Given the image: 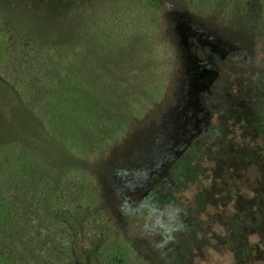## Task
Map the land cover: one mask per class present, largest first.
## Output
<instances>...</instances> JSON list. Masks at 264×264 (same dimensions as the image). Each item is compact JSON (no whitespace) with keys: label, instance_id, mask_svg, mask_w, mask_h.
I'll use <instances>...</instances> for the list:
<instances>
[{"label":"rangeland","instance_id":"obj_1","mask_svg":"<svg viewBox=\"0 0 264 264\" xmlns=\"http://www.w3.org/2000/svg\"><path fill=\"white\" fill-rule=\"evenodd\" d=\"M87 177L140 264H264V0H0V264L69 260Z\"/></svg>","mask_w":264,"mask_h":264},{"label":"trees","instance_id":"obj_2","mask_svg":"<svg viewBox=\"0 0 264 264\" xmlns=\"http://www.w3.org/2000/svg\"><path fill=\"white\" fill-rule=\"evenodd\" d=\"M159 92L162 93L163 91L160 89ZM126 128V125L122 124L115 139H118ZM82 182L83 201L88 205L94 218L92 217L91 220L89 219L91 221L88 223L89 228L88 225H83L80 236L77 238L78 241L72 246L73 254L70 259L64 260L60 264H140L141 259H139L136 251L132 245L123 238L119 229H117L115 221L109 216L107 207L104 208L105 203H103L104 199L101 189L97 186L93 178H84ZM95 214L98 215V218L95 217ZM100 219L105 223L106 228L103 232L98 233L94 231L96 229L92 227V224L94 221H99ZM110 226L112 227L110 228ZM109 242L114 243L115 251L104 261L101 257V253ZM23 249L21 250L23 251ZM13 251L10 240L5 246L4 253L8 252L13 255ZM3 257L7 258L8 255ZM14 257L16 259L17 256ZM19 264L28 263L22 260Z\"/></svg>","mask_w":264,"mask_h":264}]
</instances>
